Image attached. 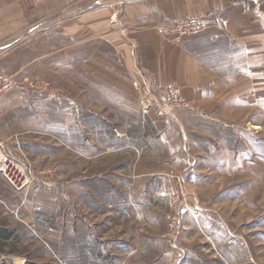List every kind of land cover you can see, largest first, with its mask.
Instances as JSON below:
<instances>
[{"label":"rangeland","instance_id":"obj_1","mask_svg":"<svg viewBox=\"0 0 264 264\" xmlns=\"http://www.w3.org/2000/svg\"><path fill=\"white\" fill-rule=\"evenodd\" d=\"M80 1L89 0L66 3ZM93 1L108 9L119 0ZM231 1L255 4L264 19V0ZM215 15L162 31L184 39ZM190 20L206 27L178 38L173 28ZM256 45L253 71L248 39L207 38L208 70L219 74L211 107H167L158 119L136 87L126 96L85 92L83 68L75 87L72 59L49 61L50 82L24 79L48 91L1 96L0 150L33 184L16 192L0 172V232H11L0 236V264H264V40ZM80 47L88 54V43ZM131 48L130 71L140 77Z\"/></svg>","mask_w":264,"mask_h":264},{"label":"crops","instance_id":"obj_2","mask_svg":"<svg viewBox=\"0 0 264 264\" xmlns=\"http://www.w3.org/2000/svg\"><path fill=\"white\" fill-rule=\"evenodd\" d=\"M121 1L105 9V6L100 8L101 1L92 3L91 0L74 4L66 3L67 0H0V71L12 75L18 82L26 78L50 82L49 61L72 59L75 87L78 78L81 81L82 68L88 75L85 92L104 90L126 96L135 92L136 87L140 95L161 100L166 87L176 85L183 89L187 99L208 108L218 94L214 84L219 74L209 73L203 46L207 38L215 40L228 35L238 42L248 39L253 45L249 48L252 57L249 63L253 71L257 67L260 49L256 44L264 40V19L258 21L255 4L241 5L231 0ZM112 14H116L115 22L108 19ZM101 15L104 19L98 20ZM205 15H215L216 20L204 31L184 39L177 40L174 34L162 31L163 27L173 26L185 17ZM98 27L104 28L103 35H98L101 32ZM103 42L110 45L104 53L97 47V43ZM82 43H88V54L81 53ZM130 45L137 65L142 67L140 77H132L130 71V62H135ZM255 76L254 73L253 96L257 91ZM60 89L65 90L61 85ZM23 90L17 92L23 93ZM149 115L158 119L155 110L151 109ZM0 202L4 204L1 199ZM8 228L0 236L9 240Z\"/></svg>","mask_w":264,"mask_h":264},{"label":"built area","instance_id":"obj_3","mask_svg":"<svg viewBox=\"0 0 264 264\" xmlns=\"http://www.w3.org/2000/svg\"><path fill=\"white\" fill-rule=\"evenodd\" d=\"M206 27L200 20H190L188 23H180L172 30L178 38L186 33H193ZM169 31V30H168ZM28 87L31 90L48 91L49 85L44 81L18 82L12 75L0 71V97L13 89ZM143 102L148 108L155 110L156 116L162 118L167 114L169 108L193 109V101L184 96L180 86H167L161 100H153L142 95ZM0 172L16 192L28 191L33 184V177L22 166H20L10 155L0 150Z\"/></svg>","mask_w":264,"mask_h":264},{"label":"bare ground","instance_id":"obj_4","mask_svg":"<svg viewBox=\"0 0 264 264\" xmlns=\"http://www.w3.org/2000/svg\"><path fill=\"white\" fill-rule=\"evenodd\" d=\"M115 20V19H114ZM115 22V21H114Z\"/></svg>","mask_w":264,"mask_h":264}]
</instances>
